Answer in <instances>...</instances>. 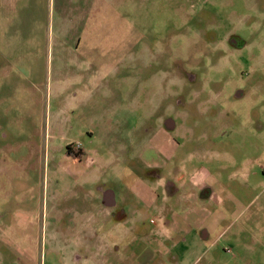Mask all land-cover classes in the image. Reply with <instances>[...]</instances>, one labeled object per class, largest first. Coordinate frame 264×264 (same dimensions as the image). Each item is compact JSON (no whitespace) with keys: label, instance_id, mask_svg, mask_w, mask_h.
<instances>
[{"label":"rangeland","instance_id":"1","mask_svg":"<svg viewBox=\"0 0 264 264\" xmlns=\"http://www.w3.org/2000/svg\"><path fill=\"white\" fill-rule=\"evenodd\" d=\"M144 187L208 264H264V0H0V264H61Z\"/></svg>","mask_w":264,"mask_h":264},{"label":"crops","instance_id":"2","mask_svg":"<svg viewBox=\"0 0 264 264\" xmlns=\"http://www.w3.org/2000/svg\"><path fill=\"white\" fill-rule=\"evenodd\" d=\"M155 182L158 180L155 179ZM193 182L195 181L181 185L186 184L196 190L200 183L207 193V198H214V192L209 185ZM145 189L141 188L140 193L134 195L136 204L130 203L128 197L121 196L125 206L121 217L125 219H115L118 213L111 209L112 218L102 228L96 221L86 222L83 223L84 226L81 224V233L76 235L75 239H64L67 247H64L65 252L61 254V264H208L211 258L215 261L216 255L207 244L209 233L205 229L204 221L196 226H189L186 232L178 233L171 221H166L162 224L164 226H160L150 218V224L146 223L144 217L150 214V210H153L154 206L159 208L155 205L159 194ZM174 192L170 196L173 197ZM112 200L115 205L117 193H113ZM166 229L171 232L164 235ZM84 231L91 233L88 237L90 240L84 237ZM211 244L213 243H210V246ZM68 251L70 253H67Z\"/></svg>","mask_w":264,"mask_h":264},{"label":"flooded vegetation","instance_id":"3","mask_svg":"<svg viewBox=\"0 0 264 264\" xmlns=\"http://www.w3.org/2000/svg\"><path fill=\"white\" fill-rule=\"evenodd\" d=\"M78 150L80 151L79 154L77 153ZM65 153L69 156V157H72V153L73 154H77V157H72V158H76V159H81V148H72V147H68L66 146V149H65ZM111 191L110 189H102L101 190V201L105 204H107L108 206H112L113 205V200L111 202L107 201V195H108V192Z\"/></svg>","mask_w":264,"mask_h":264},{"label":"water","instance_id":"4","mask_svg":"<svg viewBox=\"0 0 264 264\" xmlns=\"http://www.w3.org/2000/svg\"><path fill=\"white\" fill-rule=\"evenodd\" d=\"M112 196H113V192L109 191L108 195H107V201L111 202L112 201Z\"/></svg>","mask_w":264,"mask_h":264},{"label":"trees","instance_id":"5","mask_svg":"<svg viewBox=\"0 0 264 264\" xmlns=\"http://www.w3.org/2000/svg\"><path fill=\"white\" fill-rule=\"evenodd\" d=\"M68 147H70V146H68ZM79 152H80V151L78 150L77 153L79 154ZM71 155H72V157H77V154H73V153H72Z\"/></svg>","mask_w":264,"mask_h":264}]
</instances>
